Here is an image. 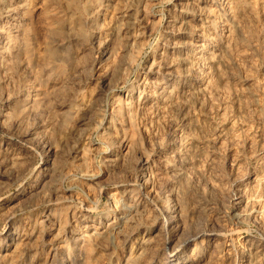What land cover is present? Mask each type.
<instances>
[{"label": "rangeland", "instance_id": "rangeland-1", "mask_svg": "<svg viewBox=\"0 0 264 264\" xmlns=\"http://www.w3.org/2000/svg\"><path fill=\"white\" fill-rule=\"evenodd\" d=\"M61 262L264 264V0H0V264Z\"/></svg>", "mask_w": 264, "mask_h": 264}, {"label": "bare ground", "instance_id": "bare-ground-1", "mask_svg": "<svg viewBox=\"0 0 264 264\" xmlns=\"http://www.w3.org/2000/svg\"><path fill=\"white\" fill-rule=\"evenodd\" d=\"M121 99V98H120ZM119 100V99H118ZM123 100V99H122ZM121 100V101H122ZM116 101H117V99H116ZM118 102V101H117ZM134 102V101H133ZM127 103V102H126ZM125 103V104H126ZM132 103V102H131ZM128 104V103H127ZM132 106H134L133 104H131ZM125 106V105H124ZM127 107V106H126ZM123 109V108H122ZM131 109V108H130ZM120 110V109H119ZM129 142V139L128 138H124L123 139V141H122V143H121V145L120 146H122V147H125L126 145H127V143ZM136 164L137 165H139L140 166V169H139V173L135 176V178H133V182H135V183H138V185H139V187H137V193L135 192V193H132L133 192V190H135L136 188H134L133 187V185L132 184H130L131 185V188L132 189H130V192H131V195L129 196V201L131 202L130 203V205L131 206H133V210L135 211H137V209H138V201L140 200V198H138V197H141V199H150V195H149V193L145 190L146 189V185L148 184V181H149V168H148V166L146 167L145 165H146V157H145V155H143L142 153H140L139 154V156H138V158H137V161H136ZM145 166V167H144ZM136 187V186H135ZM60 190V189H59ZM56 192H59L58 191V188L56 189ZM129 192V193H130ZM170 194L171 193H169L168 194V196L165 198V199H163V200H160L159 201V204L157 205V208H158V211H161V210H163V211H167V212H169V214H168V216L165 218V220H164V223H163V227H165L166 228V225H168L169 223H171L172 224V222H174V220H175V218L177 217V207H175V205H174V197H170ZM134 196H135V198H134ZM138 196V197H137ZM176 197V196H175ZM174 198V199H173ZM175 200H177V199H175ZM141 204V203H140ZM131 206H129V207H131ZM140 207V206H139ZM179 207V206H178ZM180 210V209H179ZM139 211V210H138ZM124 213H128V215L129 216H131V209L130 210H126ZM136 213V212H135ZM70 217H74V216H70ZM115 218H116V216H114ZM71 219V218H70ZM85 219V218H84ZM129 219H130V217H129ZM65 221V220H64ZM67 222V221H66ZM100 222V221H99ZM113 222H114V220H113ZM64 223V222H63ZM95 227V226H94ZM63 230H65L64 228H63ZM167 230V229H166ZM102 234V232H97V230H94L93 232H91L90 234H87V237H86V234L84 233V234H81L80 236H79V238L78 237H76L74 234H71V233H69V235L67 234V235H65V236H67V239H64V237H63V239L64 240H73V239H76V240H78V239H80L82 242H83V247L85 248V250L87 251V252H91V250H92V241L90 240V237H97V236H99V235H101ZM89 237V238H88ZM94 238V239H95ZM42 248V247H41ZM68 249V248H67ZM66 249V250H67ZM42 250V249H41ZM83 250V249H82ZM28 249L25 251V252H27L28 253ZM68 251V250H67ZM49 251H47V253H48ZM67 253V252H66ZM53 255V254H52ZM67 255H69V253H67ZM89 255V254H88ZM53 257H54V255H53ZM85 257H86V253H85ZM89 258V257H88ZM61 264H64V262H61Z\"/></svg>", "mask_w": 264, "mask_h": 264}]
</instances>
